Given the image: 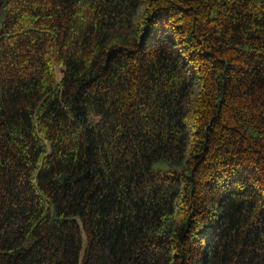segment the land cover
Instances as JSON below:
<instances>
[{
  "label": "trees",
  "instance_id": "1",
  "mask_svg": "<svg viewBox=\"0 0 264 264\" xmlns=\"http://www.w3.org/2000/svg\"><path fill=\"white\" fill-rule=\"evenodd\" d=\"M0 264H264V0H0Z\"/></svg>",
  "mask_w": 264,
  "mask_h": 264
}]
</instances>
